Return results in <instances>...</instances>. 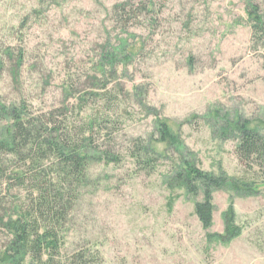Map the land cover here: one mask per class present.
Listing matches in <instances>:
<instances>
[{"label": "rangeland", "instance_id": "1", "mask_svg": "<svg viewBox=\"0 0 264 264\" xmlns=\"http://www.w3.org/2000/svg\"><path fill=\"white\" fill-rule=\"evenodd\" d=\"M249 1L264 13V0H0V104L51 112L107 91L115 102L109 109L95 96L82 113L112 117L97 144L121 161H90L64 254L91 250L104 264H264V185L253 194L214 191L206 230L195 214L203 194L170 178L173 158L183 157L217 176L264 181L213 120L217 111L264 120V42L252 40ZM122 40L133 55L105 79L95 70ZM162 121L178 149L153 144ZM137 144L141 164L132 156ZM24 198L0 185V217ZM231 206L241 235L210 241L225 234ZM9 239L0 228V251Z\"/></svg>", "mask_w": 264, "mask_h": 264}, {"label": "trees", "instance_id": "2", "mask_svg": "<svg viewBox=\"0 0 264 264\" xmlns=\"http://www.w3.org/2000/svg\"><path fill=\"white\" fill-rule=\"evenodd\" d=\"M247 16L253 42H264V13L249 1ZM112 51L102 57L95 70L105 79L110 73H116L119 62L130 60L134 48L127 40H122ZM96 82L100 80L97 78ZM95 96L102 98L109 109L114 107L108 91L85 95L79 98L78 104L51 112L35 113L27 104L11 106L10 111L9 106L0 104V124L7 122L5 126L0 125V185L16 187L25 193L13 215L0 217V228L10 238L0 251V264H104L91 250L71 254L63 251L75 191L86 179L90 161L97 157L105 164L121 161L111 152L102 151L97 144L101 133L107 131L105 126L112 123V117L104 111L98 116L92 113L82 117L88 109V99ZM213 120L220 139H233L237 143L239 162L254 172L253 176L264 174V120L232 117L228 112L221 115L219 111L213 114ZM158 130L160 138L154 145H164L165 149L180 147L181 141L167 121L160 122ZM142 152L145 148L137 144L132 156L140 164ZM170 178L191 195L203 194V200L195 205V214L206 230L212 227L214 191L230 187L236 192L253 194L264 185V181L258 179H235L225 173L217 176L204 171L193 158L183 157L173 158ZM226 214L225 234L209 235L210 241L229 243L241 235L242 229L234 222L232 206Z\"/></svg>", "mask_w": 264, "mask_h": 264}]
</instances>
